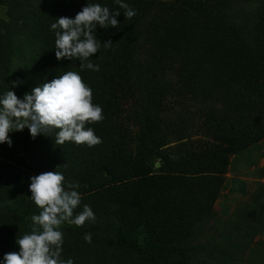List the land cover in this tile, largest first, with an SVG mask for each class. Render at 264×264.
Masks as SVG:
<instances>
[{
	"label": "trees",
	"instance_id": "16d2710c",
	"mask_svg": "<svg viewBox=\"0 0 264 264\" xmlns=\"http://www.w3.org/2000/svg\"><path fill=\"white\" fill-rule=\"evenodd\" d=\"M232 1L126 0L136 15L124 18L121 11L117 28L97 29L101 48L89 59L100 70L92 71L81 69L79 60L57 61L49 25L58 16L73 17L86 2L118 7L113 0H20L17 20L34 48L29 67L37 85L65 71L78 72L104 119L85 125L101 143L58 145L53 138L49 152L28 154L31 164L19 160L0 176V247L18 251L16 237L31 231V216L39 212L28 178L55 170L66 182L79 184L81 204L74 214L87 204L96 217L79 228L64 224L63 233L104 232L141 264H182L193 222L178 207L175 192L191 174L224 173L228 154L264 134V0H258L251 22L232 12ZM106 40H111L108 47ZM138 48L148 50L157 69L171 78L163 86L178 102L213 96L226 102L227 113L207 116L200 125L214 143L197 140L184 148H162L158 122L149 117L136 156L125 149V117L135 102L131 63Z\"/></svg>",
	"mask_w": 264,
	"mask_h": 264
},
{
	"label": "rangeland",
	"instance_id": "374dc122",
	"mask_svg": "<svg viewBox=\"0 0 264 264\" xmlns=\"http://www.w3.org/2000/svg\"><path fill=\"white\" fill-rule=\"evenodd\" d=\"M258 3V0H233L231 10L243 21L251 22ZM22 7L20 0L0 1V94L10 89L18 98L37 86L29 67L34 48L28 32L17 20ZM142 28L145 36L146 25ZM131 69L135 102L124 122L128 152L136 156L138 136L149 117L158 122V131L165 142L162 148H184L187 141L197 140L214 143L200 125L207 116L228 112L224 100L213 96L178 102L170 97L163 83L165 80L172 83L171 78L157 69L148 50L143 48L136 51ZM9 136L11 147L0 144V176L19 160L31 164L28 154L36 157L53 147L51 135H37L33 139L27 127L10 132ZM228 160L224 173L191 174L175 192L178 207L193 222L182 264H264V134L228 154ZM159 165L155 158L152 166ZM85 233H91V243L85 242ZM64 238L69 245L63 246L62 258L71 257L74 264H141L138 256L111 243L104 232L73 235L65 231ZM8 252H11L8 248L0 247V258Z\"/></svg>",
	"mask_w": 264,
	"mask_h": 264
},
{
	"label": "clouds",
	"instance_id": "9594fccd",
	"mask_svg": "<svg viewBox=\"0 0 264 264\" xmlns=\"http://www.w3.org/2000/svg\"><path fill=\"white\" fill-rule=\"evenodd\" d=\"M112 5L118 7L110 10L107 4L86 2L73 17L58 16L49 25L55 36L53 50L57 61L79 60L81 69L100 70V66L89 59L101 48L97 29L117 28L121 11L124 18L136 15V10L126 0H113ZM110 42L103 41L104 47L110 46ZM103 119L102 107L92 102V89L75 71L53 76L25 92L22 98L10 89L0 94V144L7 143L9 147L12 145L9 133L23 131L25 127L33 139L37 135H51L58 145L71 142L93 147L102 142L101 138L85 125ZM28 179L30 199L39 212L31 216V231L16 237L18 251L4 253L0 264H74L71 257L62 258L64 233L61 226L79 228L86 221L94 223L96 217L92 208L84 204L82 210L74 214L81 204L79 184L66 182L62 172L44 171ZM91 239V233H85V242L91 243Z\"/></svg>",
	"mask_w": 264,
	"mask_h": 264
}]
</instances>
